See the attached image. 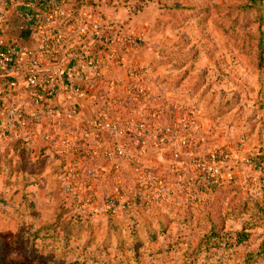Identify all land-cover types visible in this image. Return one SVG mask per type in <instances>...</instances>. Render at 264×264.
<instances>
[{"label": "rangeland", "instance_id": "obj_1", "mask_svg": "<svg viewBox=\"0 0 264 264\" xmlns=\"http://www.w3.org/2000/svg\"><path fill=\"white\" fill-rule=\"evenodd\" d=\"M80 2L106 64L74 97L106 137L0 123V264H264V0Z\"/></svg>", "mask_w": 264, "mask_h": 264}, {"label": "crops", "instance_id": "obj_2", "mask_svg": "<svg viewBox=\"0 0 264 264\" xmlns=\"http://www.w3.org/2000/svg\"><path fill=\"white\" fill-rule=\"evenodd\" d=\"M54 1L0 0V16L4 17L0 27L1 40L6 45L15 43L25 51L21 59L22 70L14 73L18 82L17 88L11 89L5 80L0 78V97L4 100L6 111L19 114L14 124L17 130L13 135L15 138L26 139L32 134L36 140L46 138L52 141L53 129H64L69 133V129L78 128L86 141H103V137H98L92 132L94 117L90 101L76 99L71 88L74 84L82 86L91 81L95 69H98L100 64H106V48L98 41L99 34L89 29L91 32L82 31V41L76 27L71 25L72 20H78L82 16L81 11L74 15L69 0H63L64 3H61L58 11L50 9ZM73 16L75 17L72 18ZM36 17L40 20H35ZM57 36L62 37V51L56 44ZM86 60H90L92 65ZM30 68L41 73L42 77H54L55 89L51 90L49 85L38 90L29 86L25 74ZM37 91L39 95L46 97L45 104L33 102V95ZM9 121L10 115L3 113L0 123L5 129L11 128ZM89 150L83 149L82 152L92 157H109L110 152H113L108 147Z\"/></svg>", "mask_w": 264, "mask_h": 264}, {"label": "built area", "instance_id": "obj_3", "mask_svg": "<svg viewBox=\"0 0 264 264\" xmlns=\"http://www.w3.org/2000/svg\"><path fill=\"white\" fill-rule=\"evenodd\" d=\"M54 3H57L56 0ZM35 20L39 21L40 18L36 17ZM4 22V17L1 15L0 16V27L1 24ZM1 29V28H0ZM97 34V32H96ZM100 38V37H99ZM104 38V36H103ZM104 40V39H103ZM23 54H25V51H23L18 45L15 43H11L9 45L4 44V42L1 40V34H0V78L5 80L7 85L11 88H17L18 82L17 79L15 78L14 73L15 72H21L22 70V62L21 59L23 57ZM30 54H32L30 52ZM28 74L29 76L26 78L29 86L31 87H42V86H48L51 88V90L55 89V83L56 80L54 77L49 76L47 77H42L38 75L37 71L31 70ZM81 92L75 91L76 95H79ZM82 94V93H81ZM36 98V104H45L44 103V98L45 96L43 95H33ZM6 105L4 103V100L0 97V118L3 113H7L10 115V121L9 125H14L16 121V118H19V114L15 112H8L6 111ZM97 124V123H96ZM95 124V125H96ZM105 124L98 123L96 126L100 127L104 132H105V127H103ZM109 127V126H108ZM115 133V134H121V128L119 127H109V129ZM136 131L140 130L141 132L147 131L148 128L146 125L142 124L140 126H135ZM110 131V130H109ZM117 136V135H116ZM117 143V142H116ZM116 149H113L112 155L114 158H121L123 157L124 151L122 150L121 146L120 147H115ZM110 156V155H109ZM107 203L111 208H114L116 206V202L111 196H107Z\"/></svg>", "mask_w": 264, "mask_h": 264}, {"label": "trees", "instance_id": "obj_4", "mask_svg": "<svg viewBox=\"0 0 264 264\" xmlns=\"http://www.w3.org/2000/svg\"><path fill=\"white\" fill-rule=\"evenodd\" d=\"M66 1V0H64ZM75 1V2H74ZM81 0H69L68 2L71 4V12L74 14V15H78L79 12H80V9L82 7L81 5ZM57 3H53L50 5V9H54V10H57L58 11V8H60V5L61 3L63 2V0H56ZM64 3V2H63ZM105 40V39H104ZM107 40V39H106ZM56 44L58 46V48H60V50L62 51L63 50V41H62V37L61 36H57L56 38ZM33 70V68H30V70H27L26 71V74H25V78H27L30 74L29 72ZM36 71V70H34ZM39 76H41V73H38ZM27 76V77H26ZM27 80V79H26ZM33 88V87H32ZM40 87H37V88H33V89H36L38 90ZM71 91L73 93H75V91H79L81 93H84V89L82 86L78 85V84H74L72 85V88H71ZM35 95H39V92L37 91ZM17 130V127H15L14 125L11 126V128H6V132L8 133L7 135V140H9V145L15 147V148H21L23 149L26 145H27V142L26 140L24 139H21V138H18L17 141H14L15 140V137H14V132ZM92 132H94L95 134L97 135H100L101 137H105L106 134L104 133V131L100 128V127H97L96 125L92 124ZM5 135V134H4ZM113 151V150H111ZM115 208H112V213L113 214H116V211H115ZM248 239V235H246L245 233H242L240 235H238V238H237V244L240 245V244H243L247 241Z\"/></svg>", "mask_w": 264, "mask_h": 264}]
</instances>
